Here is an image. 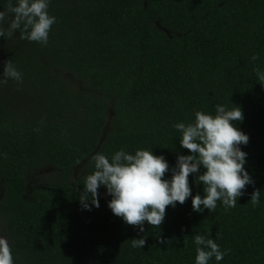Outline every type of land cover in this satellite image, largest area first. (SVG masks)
Segmentation results:
<instances>
[{
	"label": "trees",
	"instance_id": "16d2710c",
	"mask_svg": "<svg viewBox=\"0 0 264 264\" xmlns=\"http://www.w3.org/2000/svg\"><path fill=\"white\" fill-rule=\"evenodd\" d=\"M7 3L0 0V11ZM48 12L57 23L47 46L19 39L18 30L0 37V79L9 60L23 76L0 85V214L13 217L10 229L20 237L13 259L195 264L193 237L203 235L230 250L209 264H264V84L254 71L264 72V0H50ZM217 105L240 107L243 119L232 123L249 136L239 147L254 184L235 208L217 201L214 212L193 211L192 198L204 195L196 173L192 196L168 206L160 227L145 222L139 235L108 207L104 186L100 207L82 208L83 175L94 171L95 154L111 161L119 150L152 151L169 164L164 179L171 180L178 157L192 155L174 125L194 122L196 111L215 116ZM48 167L51 185L23 199L27 173ZM256 189L258 206L250 202ZM133 238L145 246L133 248Z\"/></svg>",
	"mask_w": 264,
	"mask_h": 264
},
{
	"label": "clouds",
	"instance_id": "9594fccd",
	"mask_svg": "<svg viewBox=\"0 0 264 264\" xmlns=\"http://www.w3.org/2000/svg\"><path fill=\"white\" fill-rule=\"evenodd\" d=\"M50 0H8L6 11H0V37L14 36L18 30L19 39L38 42L47 46L49 32L57 23L55 16L48 12ZM12 19L7 29L2 27L5 18ZM258 56L253 55L252 61ZM259 81L264 84V72L254 69ZM11 79L22 83L23 76L11 60L7 61L3 70L0 85H6ZM243 113L240 107L226 110L216 106L215 116L203 111L195 112L192 123H177L174 127L181 133L180 145L192 155H180L176 167L172 169L171 180L164 179L169 171V164L163 156H155L152 151L138 149L135 154L124 150L115 152L111 161L103 153L92 157L94 171L83 175V191L79 201L82 208L91 211L90 205L100 207L98 189L104 186L107 194L112 196L108 207L113 214L123 219L127 225L137 226L138 235L145 232L144 223L160 227L165 219L166 208L181 205L192 196L189 186L190 174H198L197 184L203 185V198L197 194L192 198L195 212L205 209L214 212L217 201H222L225 211L235 208L237 197H241L246 186L254 181L245 170L247 153L241 151L240 145L249 143V136L238 130L233 121H241ZM39 131V129H37ZM206 169L199 175L200 169ZM83 172V170H81ZM79 190V187H77ZM254 206L260 203V190L251 194ZM169 241L161 239L159 243ZM195 264H209L215 257L217 262L224 259L230 250L222 251L214 239L195 235ZM133 248H143L144 238L131 239ZM0 264H14L12 250L6 237L0 236Z\"/></svg>",
	"mask_w": 264,
	"mask_h": 264
},
{
	"label": "flooded vegetation",
	"instance_id": "af4514ba",
	"mask_svg": "<svg viewBox=\"0 0 264 264\" xmlns=\"http://www.w3.org/2000/svg\"><path fill=\"white\" fill-rule=\"evenodd\" d=\"M0 53L4 55L3 51L0 50ZM78 84V87L83 90L80 82H76ZM21 97V96H20ZM79 167L76 169L78 170ZM49 170H53L52 168H49L47 170L45 169H35L29 173H27L25 181H26V190L25 193L23 194V199L25 200H29L31 195L33 194L34 191L38 190V189H46L51 185V181H46V177H45V182L44 184L40 182L39 178L40 175L42 174V176L44 177L46 174L44 173H48L50 172ZM33 174V175H32ZM52 174V172H51ZM78 176V175H77ZM32 178L33 184L30 182V179ZM75 180L77 178H74ZM4 181L0 180V201H4L5 200V194H6V187L4 186ZM13 221V217L8 215V214H0V236L6 237L9 241L10 247L13 251V253L15 254V250L19 249V242H20V237L19 240H16V237L18 235V233L16 232V234H14L13 232V228L10 229L11 227V222ZM16 258L13 259V261H17L16 263L18 264V261L22 260V258L20 257V255H14Z\"/></svg>",
	"mask_w": 264,
	"mask_h": 264
},
{
	"label": "rangeland",
	"instance_id": "374dc122",
	"mask_svg": "<svg viewBox=\"0 0 264 264\" xmlns=\"http://www.w3.org/2000/svg\"><path fill=\"white\" fill-rule=\"evenodd\" d=\"M67 78L71 79L73 82H77V80H75L71 74H66ZM79 82V81H78ZM81 84V83H80ZM51 167H48V168H45V170L49 169ZM53 169V168H52ZM50 172L48 173H44L46 174L44 177L42 176V174H39L40 175V182L44 184L45 182V177H46V181H50L52 178H53V172H54V169L53 170H49ZM52 172V174H51ZM80 174V168L78 170L75 171V176L74 178H77V175ZM33 175V174H32ZM30 182L33 184V181H32V178L30 179Z\"/></svg>",
	"mask_w": 264,
	"mask_h": 264
},
{
	"label": "water",
	"instance_id": "95a60500",
	"mask_svg": "<svg viewBox=\"0 0 264 264\" xmlns=\"http://www.w3.org/2000/svg\"><path fill=\"white\" fill-rule=\"evenodd\" d=\"M103 195L102 194H100V197H102Z\"/></svg>",
	"mask_w": 264,
	"mask_h": 264
}]
</instances>
